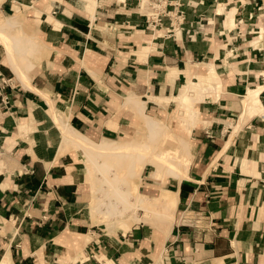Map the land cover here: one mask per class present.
<instances>
[{"label":"crops","instance_id":"1","mask_svg":"<svg viewBox=\"0 0 264 264\" xmlns=\"http://www.w3.org/2000/svg\"><path fill=\"white\" fill-rule=\"evenodd\" d=\"M178 2L183 21L170 30L167 18L146 28L136 0H0L2 16L28 11L40 52L26 76L18 55L28 49L11 58L1 39L0 264H264V114L241 106L246 89L264 86V0ZM197 77L217 79L218 96L193 104L188 179L169 190L168 233H102L81 211L78 158L58 153L44 98L70 130L114 140L134 118L125 97L159 113L171 101L147 98L169 100ZM259 96L264 112V88Z\"/></svg>","mask_w":264,"mask_h":264},{"label":"rangeland","instance_id":"2","mask_svg":"<svg viewBox=\"0 0 264 264\" xmlns=\"http://www.w3.org/2000/svg\"><path fill=\"white\" fill-rule=\"evenodd\" d=\"M15 11L16 14L11 15V16H15L14 23L7 24L5 22L7 17H11V16L0 15V28H1L0 34L1 32H3L2 37L3 38L5 37L3 40V38H1L0 36V60L2 63L7 65L4 59L5 47L2 41L5 42L6 40L7 45L9 44L11 45L10 42L15 41L17 43V44L15 43V45L20 44V47L16 48L18 49V54L22 49L23 51L24 49H28V51L25 53L26 55L25 54L18 55L19 61L21 62L23 67V71L26 74V76H28V74H30L29 70L32 68V66L36 64L37 60L40 57L39 44L37 40L33 38L34 36L31 34L32 33L31 30L33 29V27L30 24H28L27 20L25 19V16L28 14V11L26 9L15 10ZM10 45L9 47H11ZM25 46L26 48H24ZM208 71H210L209 66H208ZM201 78L203 77L200 78L197 77V81L188 79L184 83L179 84V88L180 87L181 88L179 90V93L177 91L178 94L176 96L180 95L181 92L185 90V86L187 87L189 84L188 89L192 90L191 95H194L192 98L193 100L192 102L186 105H182L179 104L177 101L171 99L170 97L168 102L171 101L173 106L170 107L169 109H166V111L165 110L160 111L159 113L152 112L151 110H147V111L143 110V112H139L138 105L141 104L142 102L140 103L139 101L136 100L138 102L137 103L135 101V98L132 99V97L130 98V96H127L128 98L125 97L124 104L127 105L126 108L131 111H133L132 108L128 106L133 107L134 118H132V120L129 122L130 128L128 129L127 135L122 138L114 139L113 141L130 142L133 140L134 141L139 140V142L141 141L139 143L140 145L141 144L146 145L151 149L154 147L153 152H156L158 150L160 151L164 150V148L166 151L170 150L171 152H176V151H181L180 141L184 139L187 143V146L190 149V156H191V145L189 143V139L186 134L189 133V130L193 127L195 122L196 113L193 110V104L194 102L203 100L205 97H209V99L210 98L212 99L214 97V93L215 95L218 96V88L217 90L213 89V85L215 84L214 81L216 82V85L218 83L217 79L214 81L212 79H209L208 81L206 80V82H204L201 80ZM16 79L20 83L22 82L21 81L22 79L21 80L19 78ZM196 85H198V87H196ZM200 86L202 93L197 94L196 89L199 88ZM193 88L195 89L193 90ZM204 88H207L208 90ZM149 98L147 99L149 100ZM241 99L243 100L242 97ZM130 102H136L137 104ZM154 103L159 105V103L157 102ZM165 104H167V102H165ZM242 109L246 112L247 116L264 114L263 109L261 111H254L253 109L250 110L249 108H245L244 106H242ZM47 114L52 120H54L52 113H50L48 110H47ZM143 116H148L150 118L157 119L162 124L163 129L159 131L156 130V133L153 131L152 133L149 129H147L144 126ZM257 117L259 119H262V117L260 116ZM29 130L30 129L28 128V126H27V131H22V129H18L20 134H26ZM60 139H61V144L63 143L64 145V148L58 153L61 154L62 152L71 149L74 151V153L77 155L78 158L77 167L75 170L76 173L78 174L79 182L81 183L80 185L81 201H82L81 211H86L89 219L91 220V223L95 224V226L98 229H100L102 233L111 234L115 231H119L123 233L127 231L129 228H131V226L140 225V224L145 225V229L148 227L151 230L152 235L154 234L157 236L161 233V231L164 234L168 233L169 227L171 226L173 221L172 215L176 208H175L174 198L173 199L170 198V200H168L169 198L166 199V197L163 196V193L165 192V189L170 190L173 188L174 183L177 182L176 176H173L171 174L166 175L164 173V175H161L162 177L160 176V178H158V181L161 184H156V182L158 181L155 182L153 179L150 178V173H151L150 170L152 167L150 164H146L142 169V173L138 181H135L131 184L130 191L131 192L136 191L142 195L153 198L154 199L153 202L154 205L152 208L153 211L151 213H145L141 209L133 210L129 208L126 209L125 207H123L124 208L123 209L119 205L118 211H116V213L115 212L108 213L107 211H103L106 213H101L102 211L100 212V210H96V209L101 202L106 201V198H102L103 194L101 193L103 192L100 190L102 183H100L97 180H96L97 182L93 181L94 177L99 178V175L97 174L95 175L94 169H92V163H90L86 158H84V156L79 152V150L76 148L75 145L71 144L69 141H67V139L62 138L61 136ZM107 141H112V140H107ZM91 142L94 145H97L100 144L102 140L91 141ZM179 157L183 159V157L181 156ZM190 160L191 157L188 160L189 163ZM136 166H138V164H136ZM122 172H123V168L122 169L120 168L117 171L118 176H121Z\"/></svg>","mask_w":264,"mask_h":264},{"label":"bare ground","instance_id":"3","mask_svg":"<svg viewBox=\"0 0 264 264\" xmlns=\"http://www.w3.org/2000/svg\"><path fill=\"white\" fill-rule=\"evenodd\" d=\"M5 22L7 24L14 23L15 16L7 17ZM10 43L11 45L9 44L8 41V44L11 47H9V45L7 46L8 48L6 54L8 53L11 58L12 57L16 58L18 55V49L16 48L19 44L15 45L16 43L15 41H11ZM7 58L9 57L7 56ZM9 60L11 61V59ZM13 68L14 67H12V69ZM188 86L187 87L185 86V90L181 92L180 95L171 97V99L177 101L179 104L182 105H186L192 102L193 101L192 98L194 95H191L192 90L188 89ZM196 87H198V85H196ZM195 88H193V90ZM263 88L264 86H257L252 89H247L246 93L242 97L243 100L241 99L243 102V105L242 104L241 105L244 106L245 108H249L250 110L253 109L254 111H261L262 106L259 101V97H260L259 94L261 93ZM204 89L208 90L207 88ZM196 93L197 94L202 93L201 86L196 89ZM44 99H45V103H47L48 111L53 115V119H54L53 121L59 130L60 136L64 139H67V141H69L71 144L75 145L76 148L79 150V152L84 156V158H86L90 163H92V169H94L95 175L96 174L99 175V178L94 177L93 181L95 182L99 181L100 183H102L100 188V190L103 192L101 193L103 194L102 198H106V201L101 202L97 206L96 210H100V212L102 211L101 213H106L103 211H107L108 213H114V212L116 213V211H118L119 205L121 208L125 207L126 209L127 208L133 210L141 209L145 213H151L153 211L152 209L154 205L153 198L142 195L136 191L135 192L130 191L131 184L135 181H138L142 173V169L146 164L151 165L152 168L150 170L151 172L150 178L153 179L155 182L158 181V178H160L161 175H164V173L166 175L171 174L177 177V182L174 183L175 185H178L183 180L188 179L187 178L188 177L187 169L189 165L188 160L190 159L191 156H190V149L187 146V143L184 139L180 141L181 148L180 147L179 148L181 149V151H176V152H171L170 150L166 151L164 148V150L161 151L158 150L156 151L157 152L156 153L153 152L154 147L151 149L146 145L143 144L140 145L139 143L141 141L139 142V140L138 141L133 140L130 142H115L113 140L112 141L102 140L100 144L94 145L90 140L85 138L83 135L73 131L72 129L70 130L67 124L63 122L61 117L58 115L59 114L58 105L49 99L46 98ZM149 101L157 102L159 103V105H161L162 102L165 103L168 102L169 100L166 98L152 96L149 98ZM136 102H130V103H136ZM144 106H145L144 102L138 105L139 112H143ZM143 119H144L143 120L144 126L147 129H149L152 133L153 131L156 133V130L159 131L163 129L162 124L157 119L150 118L148 116H143ZM179 156L183 157V159L180 158ZM136 164H138V166H136ZM120 168L121 169L123 168V172L121 176H118L117 171ZM156 184H161V183L158 181L156 182ZM175 195L177 194H174L166 189L165 192L163 193V196L166 197V199L169 198L168 200H170V198L173 199V197L175 198Z\"/></svg>","mask_w":264,"mask_h":264},{"label":"built area","instance_id":"4","mask_svg":"<svg viewBox=\"0 0 264 264\" xmlns=\"http://www.w3.org/2000/svg\"><path fill=\"white\" fill-rule=\"evenodd\" d=\"M239 5H245L249 0H235ZM136 5L142 11H144V19L146 22V28H155L160 24L162 18H167L169 21V29H177L183 21V11L180 9L181 4L178 2H171L168 0H136ZM167 7H171L172 10H168ZM169 34L170 31H167ZM9 85V80L0 78V109L6 108L7 97L2 96L1 92L5 86ZM264 119L263 116H261Z\"/></svg>","mask_w":264,"mask_h":264}]
</instances>
